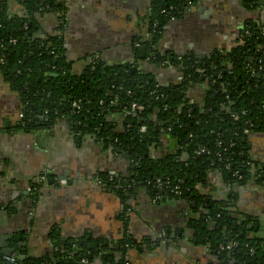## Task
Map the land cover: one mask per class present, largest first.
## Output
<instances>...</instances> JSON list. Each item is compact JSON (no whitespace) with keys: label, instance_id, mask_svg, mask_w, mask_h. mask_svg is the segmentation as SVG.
<instances>
[{"label":"trees","instance_id":"obj_1","mask_svg":"<svg viewBox=\"0 0 264 264\" xmlns=\"http://www.w3.org/2000/svg\"><path fill=\"white\" fill-rule=\"evenodd\" d=\"M15 1L23 14L9 13L7 0H0V76L22 103L23 117L15 128L29 131L67 121L79 135L115 148L124 168L95 176L119 201L117 240L68 237L39 258L22 257L16 250V263L126 264L127 249L140 247L128 231L132 201L144 196L150 203L189 201L198 216L194 236L208 249V264H264V244L251 236L247 220L238 222L228 201L201 196L196 189L210 171L219 172L231 187L259 181L254 173L261 163L250 154L249 138L264 134V19L245 21L229 48L199 60L154 48L163 27L184 16L194 0H147L141 19L145 33L134 40L145 47L150 65L167 62L181 77L160 85L138 66L132 71L130 64L109 65L97 57L82 74L73 73L64 55V4ZM245 4L258 9L257 0ZM41 8L56 14L58 33L38 34ZM194 85L204 87L200 101L187 96ZM132 102L142 110L131 111ZM111 114L116 121L109 120ZM165 139H172L166 149L161 148ZM200 147L209 154H197Z\"/></svg>","mask_w":264,"mask_h":264},{"label":"crops","instance_id":"obj_2","mask_svg":"<svg viewBox=\"0 0 264 264\" xmlns=\"http://www.w3.org/2000/svg\"><path fill=\"white\" fill-rule=\"evenodd\" d=\"M39 1L46 4L49 0ZM58 2L64 4V55L73 73L82 74L88 62L97 57L109 65L135 63L160 85L181 78L169 63L152 66L143 58L145 52L143 56L138 52L140 46L134 39L145 33L140 19L147 0ZM7 6L9 13L23 14L15 0H7ZM263 19L264 9L258 6L250 10L244 0H194L184 16L163 27L155 48L163 54L192 55L202 60L229 48L245 21ZM36 20L39 35L59 32L56 14L45 12ZM203 88L194 85L187 96L200 101ZM20 108L18 95L0 76V244L15 248L22 257L39 258L51 254L57 241L68 237L84 234L117 240L122 228L114 216L118 203L95 178L98 173L124 169L116 153L111 155L99 141L73 133L67 121L58 120L36 130L17 129ZM108 118L117 120L114 114ZM171 142L169 139L167 144ZM249 147L251 156L264 164V134L251 136ZM181 158H185L183 154ZM43 176L51 177L54 183H42L35 199L26 189L40 184ZM196 189L201 196L222 200L231 191L216 171L208 172ZM234 193V198L227 200L237 212L233 217H244L254 238L264 236V187L252 184L240 194ZM132 204L135 211L128 231L140 247L127 251V264H208V250L197 244L190 225L191 217L197 218V214L189 202L153 204L138 196ZM160 234L165 238L160 239Z\"/></svg>","mask_w":264,"mask_h":264},{"label":"flooded vegetation","instance_id":"obj_3","mask_svg":"<svg viewBox=\"0 0 264 264\" xmlns=\"http://www.w3.org/2000/svg\"><path fill=\"white\" fill-rule=\"evenodd\" d=\"M245 1V0H244ZM143 18V16H141V19ZM141 19H140V21H141ZM175 19H177V18H171L170 19V21H172V20H175ZM169 21V22H170ZM240 37V36H239ZM136 43H138V42H136ZM154 48H155V46H154ZM144 58V57H143ZM138 61V60H137ZM144 62V61H143ZM136 63H138V62H136ZM163 64H165V63H160V64H158V65H163ZM166 64H168L167 62H166ZM134 65L135 66H132V65H130V69L133 71L134 70V68L137 66V64H135L134 63ZM20 106H21V108H22V103H20ZM21 108H20V110H21ZM21 117H23V114L21 113V112H19V116H18V118L20 119ZM18 119V120H19ZM18 120H16L17 122L15 123V125H17L18 124ZM68 124H69V126H71V124L68 122ZM53 125V124H52ZM71 128V127H70ZM40 129V128H39ZM72 130V129H71ZM72 132L73 133H76V134H78L76 131H74V130H72ZM167 146H168V144L166 143V146H164V149H166L167 148ZM107 148V150H108V152L112 155L113 154V152H116V149L115 148H109V146L108 147H106ZM121 164V163H120ZM123 165V164H122ZM264 164H261L260 166H259V170H260V172L259 171H255V173L254 174H256L257 175V178H258V180L259 181H256V182H258L259 184H256V182L254 181V180H251V181H248L246 184H244V185H236L237 183H235V186H233V187H231L230 185H226L228 188H229V190H231L230 192H229V194H227V199L226 200H222V201H225V202H227V200H228V198H234V196H235V193L234 192H236L237 191V194L236 195H238V194H240V192H242V191H244V188L246 189V187H248L249 185H261L262 187H264ZM43 178L44 179H42L41 181V183L40 184H38V186L37 185H35L34 187L33 186H30L31 188H32V191L31 192H28L29 194H31V195H33L34 196V198L35 199H37L38 198V194H40V189H41V186L44 184V185H46V183L47 182H49L50 181V179H51V177H49V176H43ZM255 179H256V177H255ZM257 180V179H256ZM43 183V184H42ZM49 183H51V184H53L54 183V181H50ZM57 183H59L60 184V181L59 182H57ZM66 183V182H65ZM60 186V185H59ZM230 186V187H229ZM197 187V186H196ZM234 190H236V191H234ZM112 195V194H111ZM115 199H116V202L118 203V208H117V210H116V213L114 214V216H117L118 215V213H119V210H120V205H119V201H118V199L114 196V195H112ZM180 201V200H179ZM182 201H187V200H182ZM187 202H189V201H187ZM151 203H153V204H157V202H151ZM194 204V203H193ZM227 204V203H226ZM228 205V204H227ZM229 209H233L232 207H228V210ZM193 211V210H192ZM131 213L132 212H130V215H131ZM233 213V212H232ZM237 213V212H236ZM236 213L234 212V214H235V216H236ZM232 217H233V215H232ZM192 218V221H190V223L191 222H193V225H194V222H195V220H197L198 219V216H197V218L196 217H191ZM234 218V217H233ZM237 219V218H236ZM240 219V220H239ZM239 219H237L238 220V222H244L246 219H244L243 221H241V217L239 218ZM204 220H206L207 222H209V220L208 219H204ZM234 222V221H233ZM245 225H246V228L248 227V221L245 223ZM249 228H250V226H249ZM247 230H249L248 228H247ZM163 238H165L164 237V235H161L160 234V239H163ZM156 242V241H155ZM156 244V243H155ZM152 245H154L153 243H152ZM129 249H131V248H129ZM129 249H127V251L129 250ZM208 250V249H207ZM0 264H4V262H2L1 260H0ZM127 264V263H126Z\"/></svg>","mask_w":264,"mask_h":264},{"label":"water","instance_id":"obj_4","mask_svg":"<svg viewBox=\"0 0 264 264\" xmlns=\"http://www.w3.org/2000/svg\"><path fill=\"white\" fill-rule=\"evenodd\" d=\"M258 6L259 7H262L264 9V0H259L258 1ZM138 52L140 53L141 56H143L144 55V52H145V47L144 46H140L138 48ZM216 200H222V199L221 198H218ZM192 207H195V204H192ZM187 212L189 214L190 211H187ZM229 212H235V209H229ZM189 218H190V216H189ZM235 219H236V217H235ZM243 220H244V217H241V221H243ZM231 223H232V227L235 228L236 227V222H233L232 221ZM190 225H193V222H191ZM247 228H249V226ZM255 238L257 240H259V239H263L264 240V236L263 235H255ZM87 239H89V238L87 237ZM0 247H2L1 250H0V254L1 255H7V256H9V255H12V254H14L16 252L15 248L9 247L8 244H6V243L5 244H2V245L0 244ZM116 254L117 253H114L115 256H116ZM109 261H110V259H109ZM98 262H100V260H98Z\"/></svg>","mask_w":264,"mask_h":264},{"label":"built area","instance_id":"obj_5","mask_svg":"<svg viewBox=\"0 0 264 264\" xmlns=\"http://www.w3.org/2000/svg\"><path fill=\"white\" fill-rule=\"evenodd\" d=\"M14 42V40H10L9 41V43H13ZM137 44V46H139V44L138 43H136ZM2 62V58L0 57V63ZM72 106L74 107V109L77 111L78 109H79V105H78V103H74V104H72ZM130 110L131 111H141L142 110V107L139 105V104H137V103H135V102H132L131 104H130ZM141 131H143V128L141 129ZM244 132L245 133H247V130H244ZM217 144H219V143H217ZM196 153L197 154H201V153H203V154H209V151H207L205 148H203V147H200V148H198L197 149V151H196ZM42 179H44V178H42ZM41 179V180H42ZM26 191L27 192H31L32 191V188L31 187H28L27 189H26ZM2 261L5 263V264H17L16 263V259L12 256V255H9V256H7V255H2Z\"/></svg>","mask_w":264,"mask_h":264}]
</instances>
